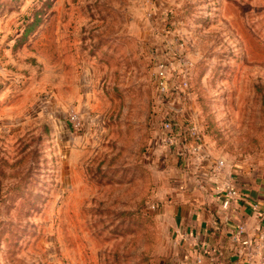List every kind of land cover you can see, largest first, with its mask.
Masks as SVG:
<instances>
[{
  "label": "rangeland",
  "instance_id": "obj_1",
  "mask_svg": "<svg viewBox=\"0 0 264 264\" xmlns=\"http://www.w3.org/2000/svg\"><path fill=\"white\" fill-rule=\"evenodd\" d=\"M166 111L264 165V0H0V264H162L191 160Z\"/></svg>",
  "mask_w": 264,
  "mask_h": 264
},
{
  "label": "crops",
  "instance_id": "obj_2",
  "mask_svg": "<svg viewBox=\"0 0 264 264\" xmlns=\"http://www.w3.org/2000/svg\"><path fill=\"white\" fill-rule=\"evenodd\" d=\"M177 139L166 145L176 153L185 144ZM187 154L188 168L162 208L172 243L162 264H264V165L221 159L219 167L218 158ZM226 185L238 195L223 206Z\"/></svg>",
  "mask_w": 264,
  "mask_h": 264
},
{
  "label": "built area",
  "instance_id": "obj_3",
  "mask_svg": "<svg viewBox=\"0 0 264 264\" xmlns=\"http://www.w3.org/2000/svg\"><path fill=\"white\" fill-rule=\"evenodd\" d=\"M167 66L164 62H157L156 64V72H155V79H156V88H157V96L161 97L163 104H168V102L171 100L169 98V94L171 93V88L168 85V80H167ZM186 84L183 83V86ZM71 119H75V114L73 112L70 113ZM165 121L162 122L161 127H162V133L161 134V140L164 144H169V145H175L178 141L177 136L173 132V124L170 120V112L166 111L165 112ZM187 132L188 134L192 137L194 140L191 145L186 147H182L181 150L177 152V155L185 156L187 154V149H191L193 152L197 154H201V146L197 141L200 139L199 133L196 131L195 126H189L187 127ZM185 138V137H184ZM185 140V139H184ZM196 140V142H195ZM223 161L219 160L217 162V165L220 167L222 165ZM223 201L222 204L223 206H228L230 203V200L232 198L237 197L238 192L231 186L226 185L223 189ZM243 243H247V241H243Z\"/></svg>",
  "mask_w": 264,
  "mask_h": 264
},
{
  "label": "water",
  "instance_id": "obj_4",
  "mask_svg": "<svg viewBox=\"0 0 264 264\" xmlns=\"http://www.w3.org/2000/svg\"><path fill=\"white\" fill-rule=\"evenodd\" d=\"M168 104L171 105L174 109H178L179 108L178 96L176 95L171 102H168Z\"/></svg>",
  "mask_w": 264,
  "mask_h": 264
}]
</instances>
